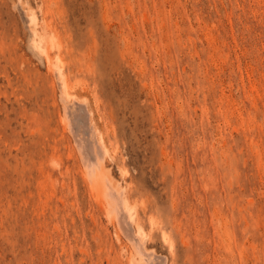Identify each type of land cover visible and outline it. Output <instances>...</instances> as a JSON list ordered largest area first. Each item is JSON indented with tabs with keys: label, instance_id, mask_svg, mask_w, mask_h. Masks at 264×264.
Listing matches in <instances>:
<instances>
[{
	"label": "rangeland",
	"instance_id": "374dc122",
	"mask_svg": "<svg viewBox=\"0 0 264 264\" xmlns=\"http://www.w3.org/2000/svg\"><path fill=\"white\" fill-rule=\"evenodd\" d=\"M31 9L92 103L144 250L264 264V0H0V264L146 259L85 181Z\"/></svg>",
	"mask_w": 264,
	"mask_h": 264
},
{
	"label": "bare ground",
	"instance_id": "6f19581e",
	"mask_svg": "<svg viewBox=\"0 0 264 264\" xmlns=\"http://www.w3.org/2000/svg\"><path fill=\"white\" fill-rule=\"evenodd\" d=\"M28 6L29 4L27 5V7ZM22 10L25 11L27 10V8L25 9V7H23ZM35 13L36 12L32 11V9L29 12L26 11L25 13V17L27 18V22H29L28 24L30 26L29 31L31 36L29 37H31L30 43L33 48L31 49L32 52L34 51L37 54L36 57L38 56V58L45 60L52 75L54 84L56 85L57 83L60 88L61 97L65 103L64 113L62 114V116L60 115L63 128L73 134L74 137H72L74 138L77 147H79V149L82 151L81 153L83 154V158L81 159L84 160L83 164L85 163L86 169L84 170L82 167L81 169L82 171H84V175L86 178L85 181H87L86 183L89 185L91 192L100 201V206L102 205V207H104V210L107 211H105L104 213L111 212L113 214V220L114 218L117 219L119 227L125 233V236H128V238L132 240L136 245L135 247H137L139 251L145 254V261H143L142 259L139 260L140 257L138 259L137 257H129L128 261L130 262V264H161L163 262L162 258H153L150 256L149 252L144 250V243L146 240V232L144 231V229L146 228H143L144 226H142L137 221L138 218L136 219V212L134 211V207L131 205L132 203H130V197L126 192L128 186H123L120 180L116 179L110 169L107 168L105 159L110 155L111 151L109 150L111 148L109 149L104 134L102 133L101 129L96 126L92 119V114H94L90 109L92 108V103L90 105L91 107H88V105L86 104L88 98H85L86 100L83 98L84 101H86L83 102L73 96L74 93H72L70 90V79H68V76L64 72V64H62V62L58 58H54L52 56V48L56 46L57 42L55 41L53 36L51 39L46 40L43 34L40 33L41 31H38L37 24L39 18H37ZM73 148L76 147L73 146ZM113 148L114 147H112V149ZM112 154L113 153H111V155ZM125 169L127 170V168ZM125 187L127 189H125ZM111 215L108 216L112 217ZM164 239L167 240V237L165 235Z\"/></svg>",
	"mask_w": 264,
	"mask_h": 264
}]
</instances>
